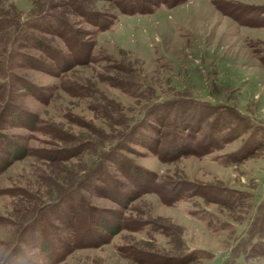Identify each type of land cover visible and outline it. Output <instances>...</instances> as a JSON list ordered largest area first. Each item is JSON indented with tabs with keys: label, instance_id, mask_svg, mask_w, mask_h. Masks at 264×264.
I'll list each match as a JSON object with an SVG mask.
<instances>
[{
	"label": "rangeland",
	"instance_id": "1",
	"mask_svg": "<svg viewBox=\"0 0 264 264\" xmlns=\"http://www.w3.org/2000/svg\"><path fill=\"white\" fill-rule=\"evenodd\" d=\"M36 2L0 0V30L38 14ZM50 11L66 30L34 33L62 61L28 42L16 49L27 60L0 65V264H264V0H185L133 14L112 0H67ZM68 42L79 43L76 57ZM183 99L225 108L185 119L192 133L217 127L210 140L226 144L203 156L154 150L161 131L172 139L170 120L156 126L157 105ZM127 129L132 142L105 162L109 193L88 185L70 196L77 162L92 151L70 160L77 166L58 156L86 140L101 151Z\"/></svg>",
	"mask_w": 264,
	"mask_h": 264
},
{
	"label": "trees",
	"instance_id": "2",
	"mask_svg": "<svg viewBox=\"0 0 264 264\" xmlns=\"http://www.w3.org/2000/svg\"><path fill=\"white\" fill-rule=\"evenodd\" d=\"M36 1L37 2H36V5L34 6L33 11L38 10L42 6V9L38 12V14L25 17L22 20L18 19L19 21L17 20L16 22H14V20L6 19L9 22V26H10L9 30L10 31L7 32L5 29L0 30V40L3 42L2 43L3 44L2 49L0 48V51L1 50L3 51V53H2L3 60H0V65H1L2 61H3V64L5 62H7L9 64V67L7 70H11V68L14 66V64H16V62L18 60H21V59L27 60V58L29 56H27L25 54L24 55L19 54V51H17L16 49H19L20 45L26 46L28 44V42H31L32 43L31 45H33L34 47H37L38 49L45 52V54L47 56H49L50 58L52 57L53 59H55L56 63L58 61L57 59H60L62 61V58H63L62 54H60L58 51H56L53 47L47 45L45 42H42L35 35L34 32L49 29V28L50 29H52V28L53 29L54 28L59 29L60 26L64 27V29L66 30L65 26L61 23V19L59 17H57L54 13H52L50 11V8H51V6H58L62 3H67V0H36ZM183 1H185V0H112L114 6L121 13H125V14L148 13V12H151L153 10V8L158 4H164L166 6L171 7V6H175L178 3L183 2ZM74 2H76V0H68V5L71 3H74ZM232 4H233V6H230V10L235 7V4L233 2H232ZM262 12H264V11H262ZM233 13L234 12H232V11L230 13L228 12V15L232 16ZM109 16H111V15H109ZM4 17L5 16H3V15L0 16V20L4 19ZM44 21H47L49 23V25L45 26V24L42 23ZM38 22H41L42 25L39 28L35 29V26L38 25L35 23H38ZM102 23H104L105 25L109 24V22L107 20H104ZM98 25L99 24H96L95 26L99 28ZM31 45H29V46H31ZM68 45L69 46L67 47V51H65L66 55L72 56L75 54L74 56L76 57L77 56L76 53H78V52L74 53V52H72V50H73V48L76 49V47H78L79 43H75V45L70 46V44L68 42ZM71 48H72V50H71ZM88 51H89V49H88ZM46 69L48 70V67ZM0 72H1V70H0ZM8 77L11 78L10 75H8ZM63 85H65V84L62 83V85H61V83H60V85H59L60 89L67 91L65 86H63ZM124 92L130 93V92H132V90L126 89V87H124ZM179 103H180V107H177V104L173 105V104L166 103V102H162V103H159L160 105H157L156 109H162V111H161V119H158L156 126L157 127L160 126V128H165L166 124L168 123V120H170L171 121V126H170L171 133H170L169 137L170 138L172 137V139L166 140V137H165L166 131H161L158 143L156 145V149H154V150H156L158 152V151H160L161 148H163V150L165 151L164 154H166V151L168 149L173 148V150H174L173 152H175V153L180 152V151L189 150V151H192L194 154L195 153L199 154L198 156H200V155L203 156L205 154H208L212 150L218 149L219 147L226 144L223 142L220 146H216L213 139L210 140L211 136L213 134L215 135L214 130H216L217 127L216 128H209V129H206V131L202 132L203 128L199 126V127H196L195 132L192 133L191 129H189L190 124L185 119L186 118L185 116L190 109H193V112H196V113L197 112L202 113L203 110L204 111L206 110L205 111L206 118L209 119V117H211L213 113L219 114V113L223 112L225 108L222 109L223 107H220L217 110L215 108L214 109L213 108H204V107L202 108V107H199V105H201L202 103L200 104L198 100H191V99H183ZM197 103H199V104H197ZM214 107H216V106H214ZM183 110L186 112H183ZM219 115H221V114H219ZM144 116L145 115H143L141 118H143ZM153 120L157 121L154 118H153ZM144 121L145 120H142L140 123L135 122L134 125L129 127V129L131 130L132 128H136V131H137L139 127L145 126ZM132 122H134V121H132ZM40 124H43V121H41ZM50 125H47V127H51ZM220 125L222 127H224L223 121L221 122ZM51 128H53V127H51ZM136 131H133L132 134L129 135L130 131H128V129H127L126 133L125 134L123 133L124 135L122 134L121 137H119V138H112L111 137V140H114V139L115 140L111 144H109L108 146H107V144L101 145V148H102L101 151H98L99 150V143L95 140H86L84 142H81L76 147H73V148L69 147L68 149H65V152H63V154L61 156H58V158H63L64 160H68L69 163L73 164L72 166L76 165L75 161L70 162V160H73V157H75L78 154L80 155L81 153H84V151L88 150V149L92 151V152L88 153L89 158L85 164L81 161L77 162L78 164H80V168H78L76 170L75 178H74L73 183H72V187L75 191L70 196H73V195L78 196V191L86 188V186H88V185H91V188L94 189V192H96L97 194L99 193V191H103V190H105L107 193H109L108 184H109V186H111V183H109L107 181V177H103V175L105 173V169H106L105 162L106 161H114V160L116 161L117 153H118L117 150L124 148V146H125L124 142H132ZM174 131H179V132L174 133ZM51 132H56V131H46L45 133L50 134ZM166 136H167V134H166ZM190 139L192 140L193 144L191 143ZM122 140L124 142L119 143ZM225 141L227 142L229 140H225ZM173 142H176V144H174ZM188 143L191 146L194 145V148L188 147ZM177 146H178V148H177ZM33 155L38 156L37 153H35ZM43 157L46 158L47 157L46 154H44ZM162 157L163 156H161V158ZM81 170H82V172H81L82 174H80ZM125 170H126V168H122V166H121L120 172H125ZM78 171H79V173H78ZM125 173H126L125 175L127 176L128 173L127 172H125ZM107 175H109L108 172H107ZM97 181H99L100 183H98ZM102 183H104V186H100V184H102ZM112 183H113V179H112ZM150 188H153V185L148 184L145 187H142V189H140L139 191L141 192L143 190H147ZM188 190H191V189H188ZM113 191H115V190H113ZM151 191H152V189H151ZM184 191H186V189H184L181 193L173 194V196H170L171 200L174 202L176 200L183 199L184 196L187 197L188 194ZM159 196H158V199L160 200L161 203H163V201L166 202L165 200L162 199L160 194H159ZM101 225L103 226L104 223L102 222ZM258 239H261V238L257 237V240ZM257 244L259 246L260 242ZM70 249L71 248H68L67 251ZM187 256H190V258L194 257V255L192 253H190V255L188 254ZM131 257H132V259H134L133 256H131ZM239 264H242V263H239Z\"/></svg>",
	"mask_w": 264,
	"mask_h": 264
}]
</instances>
